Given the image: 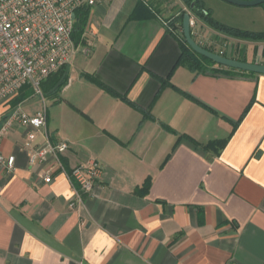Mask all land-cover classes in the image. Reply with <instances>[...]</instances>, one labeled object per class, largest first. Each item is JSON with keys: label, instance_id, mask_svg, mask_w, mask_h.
I'll use <instances>...</instances> for the list:
<instances>
[{"label": "crops", "instance_id": "1", "mask_svg": "<svg viewBox=\"0 0 264 264\" xmlns=\"http://www.w3.org/2000/svg\"><path fill=\"white\" fill-rule=\"evenodd\" d=\"M204 1L218 20L264 31ZM183 12L201 45L264 64V39L222 32L182 0H98L91 50L68 64L36 142L67 141L66 171L96 158L101 179L71 208L73 181L56 171L44 182L14 124L1 142L16 167L0 165V264H264V74L181 60ZM32 97L24 85L0 118L37 111Z\"/></svg>", "mask_w": 264, "mask_h": 264}, {"label": "built area", "instance_id": "2", "mask_svg": "<svg viewBox=\"0 0 264 264\" xmlns=\"http://www.w3.org/2000/svg\"><path fill=\"white\" fill-rule=\"evenodd\" d=\"M98 0H0V104L30 85L34 95H42V82L82 50L88 54L93 45L89 33L76 45L72 33L75 11L81 6H93ZM28 112L21 105L0 118V165L12 172L16 156L1 150L4 135L18 123L23 128L24 142L31 165L45 166L44 182H51L56 171L65 173L74 183L70 207L83 203L84 195L94 193L101 179L103 165L96 158L74 165L68 173L60 155L69 148L67 141L57 143L47 139L37 143V136L47 126V106ZM48 162H51V164ZM48 164V165H47Z\"/></svg>", "mask_w": 264, "mask_h": 264}, {"label": "trees", "instance_id": "3", "mask_svg": "<svg viewBox=\"0 0 264 264\" xmlns=\"http://www.w3.org/2000/svg\"><path fill=\"white\" fill-rule=\"evenodd\" d=\"M185 5L199 18L204 20L206 23L210 24L214 28L241 38H250V39H264V31H253L248 29H242L229 25L225 22H222L215 18L212 13V9L206 6L204 0H182ZM264 8V3L261 4ZM91 6H81L75 11V23L72 33L73 40L76 45H79L83 42V33L86 28L89 12ZM183 12L181 15L184 18ZM208 50L213 51V49L202 45ZM225 55V54H223ZM180 59L187 61L188 64L199 71H211V67L218 65L223 67V65L216 63L212 59L203 56L196 51H194L187 43L184 34H183V43H182V52ZM246 61L245 59H241ZM68 79V64L63 65L56 72L50 74L41 84L42 90H44L47 96H52L59 88L64 86L67 83ZM28 95V94H27ZM123 99H127L126 96H123ZM226 143V139L213 140L205 145V148L212 147L213 145H218L222 147ZM150 178H148L144 184L145 187H149Z\"/></svg>", "mask_w": 264, "mask_h": 264}, {"label": "water", "instance_id": "4", "mask_svg": "<svg viewBox=\"0 0 264 264\" xmlns=\"http://www.w3.org/2000/svg\"><path fill=\"white\" fill-rule=\"evenodd\" d=\"M224 1L232 3L234 5H238V6H257V5L264 3V0H224ZM183 32H184V36H185V39L188 45L194 51H196L197 53L203 56H206L212 59L216 63L229 66V67H233V68H237V69H241V70H246L249 72L264 74V64L262 63H252L248 61L231 58L223 54L208 50L207 48L202 46L200 43H198L192 36L191 14L189 12H186L184 14Z\"/></svg>", "mask_w": 264, "mask_h": 264}, {"label": "rangeland", "instance_id": "5", "mask_svg": "<svg viewBox=\"0 0 264 264\" xmlns=\"http://www.w3.org/2000/svg\"><path fill=\"white\" fill-rule=\"evenodd\" d=\"M222 2L227 4L226 6H231L230 9L224 7L225 5H219V4L213 5L210 2V4L214 6L213 11H214L215 16L217 15L218 17H221L225 21H227V20L237 21L238 20V23H239L241 20H243V21L246 20V21H250V22L251 21H253V22L258 21V22L264 24V8L261 4L257 5V6H238V5H234L232 3H226L225 1H222ZM253 26H255L254 23H253ZM82 38H83V36H82ZM27 88L29 90V94H32V93L34 94V90L30 85H27ZM42 95L45 98L46 106H48V108L51 109L50 111L56 112L57 108L56 107L53 108V106H55V104H54L55 101H53L52 96H47V94L44 90H42ZM42 95H40V96H42ZM40 96L34 95V97H32L34 104L35 103H36V105L40 104L38 106V110L43 108V106H44L43 100ZM9 99H7V100H9ZM7 100L4 101L3 103H1V105L5 104L7 102Z\"/></svg>", "mask_w": 264, "mask_h": 264}]
</instances>
